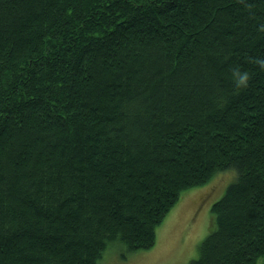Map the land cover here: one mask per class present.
<instances>
[{
	"label": "trees",
	"instance_id": "1",
	"mask_svg": "<svg viewBox=\"0 0 264 264\" xmlns=\"http://www.w3.org/2000/svg\"><path fill=\"white\" fill-rule=\"evenodd\" d=\"M261 61L264 0H0V264L150 248L224 170L188 264L264 257Z\"/></svg>",
	"mask_w": 264,
	"mask_h": 264
},
{
	"label": "rangeland",
	"instance_id": "2",
	"mask_svg": "<svg viewBox=\"0 0 264 264\" xmlns=\"http://www.w3.org/2000/svg\"><path fill=\"white\" fill-rule=\"evenodd\" d=\"M232 170L216 172L206 183L183 190L177 202L156 227L154 244L147 249L126 250L123 244L107 245L98 264H188L198 255L207 235L210 207L234 179ZM255 264H264L259 256Z\"/></svg>",
	"mask_w": 264,
	"mask_h": 264
},
{
	"label": "clouds",
	"instance_id": "3",
	"mask_svg": "<svg viewBox=\"0 0 264 264\" xmlns=\"http://www.w3.org/2000/svg\"><path fill=\"white\" fill-rule=\"evenodd\" d=\"M261 63H264V61H261ZM246 79H247L246 74L241 75V76L239 77L237 83H238V84H244V83H246Z\"/></svg>",
	"mask_w": 264,
	"mask_h": 264
}]
</instances>
